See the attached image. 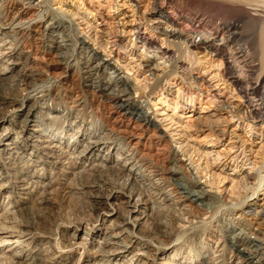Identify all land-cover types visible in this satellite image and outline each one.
<instances>
[{
	"label": "bare ground",
	"instance_id": "obj_1",
	"mask_svg": "<svg viewBox=\"0 0 264 264\" xmlns=\"http://www.w3.org/2000/svg\"><path fill=\"white\" fill-rule=\"evenodd\" d=\"M45 1L0 0V158L22 174L11 182L0 166V193L15 189L25 203L28 192L37 187L43 194L35 203L39 207L50 201L56 184L68 194L78 191L97 225L91 234L87 225L84 229L78 222L75 230L83 228L84 237L76 243L80 238L72 234L66 244L83 247L87 263L264 264V201L259 204L258 190H252L248 201L235 204L210 231L188 234L193 227L208 224L223 199L183 162L189 149L182 133L172 129L169 117L159 119L150 111L155 89H141L138 79L81 33L79 23L55 12ZM132 1L140 8V1ZM146 1L150 13L158 17L153 29L175 48L185 45L190 52L219 58L228 81L244 99L247 117L264 124V76L254 78L258 64L248 57L245 45L235 41L237 27L222 29L205 14L188 11L185 3L194 0ZM255 1L245 0L257 14ZM25 36L31 44L17 42ZM141 42L156 49L148 39ZM258 42L264 71V31ZM159 53L171 62L174 73L182 65L172 52ZM235 60L243 65L245 76ZM221 111L218 107L207 117L203 112L191 115L188 128L202 132L207 127L219 141L224 132ZM205 121L209 125L204 128ZM167 149L172 153L168 166L158 168L154 162H166L162 156ZM32 167L43 177L49 172L48 180L40 181L41 174L34 177L35 171L30 174ZM114 179L120 189L109 186ZM251 180L248 175L241 178L253 189ZM254 181L260 188V176ZM14 205L10 202L4 216L16 213L11 211ZM4 225L0 222V250L15 252V259L44 263L49 243L39 242L32 255H25L28 228L12 237L10 226ZM188 242L194 247L186 251ZM160 248L161 257L154 259ZM226 252L230 256L224 261Z\"/></svg>",
	"mask_w": 264,
	"mask_h": 264
},
{
	"label": "rangeland",
	"instance_id": "obj_2",
	"mask_svg": "<svg viewBox=\"0 0 264 264\" xmlns=\"http://www.w3.org/2000/svg\"><path fill=\"white\" fill-rule=\"evenodd\" d=\"M138 1L141 2L140 8H137L132 0H46L45 2L55 12L79 23L81 33L91 38L96 48L104 51L116 65L128 71L133 78L138 79L141 89L149 91L148 86L155 89L157 95L152 98L153 105L150 111L154 112L159 119L169 117L168 120L173 125L172 129L178 130L177 133H182L184 145L189 149L186 157L182 158L183 162L190 167L192 173L198 172L197 174L202 177L201 183H209L211 187L207 189L223 199L219 213L213 219L208 220V224L195 226L188 232L190 235L205 233L210 231L224 214L231 213V208L248 201L252 190H258L260 205L264 201V124L256 123L247 117L244 99L228 81L224 72L225 65L223 66L219 58L202 51L190 52L191 50L185 45V47L182 45L178 46L179 48L173 47L153 29V22L158 17L150 13L149 2ZM194 1L197 4L185 3L184 7L188 11L205 14L222 29L227 26L237 27L238 38L235 41H241L245 45L248 57L254 58L258 64L254 78L264 76L259 59L261 55L258 42L264 31V0L255 1L256 4H254L259 6L255 7L256 12L259 9L257 14L249 10L251 6H247L245 0H241L244 2L239 0ZM71 35L75 36V33ZM28 38L25 36L16 41L31 44L32 40ZM142 38L153 42L156 49L145 47L141 42ZM181 48L184 49L181 50ZM161 51L172 52L175 58L180 57L182 65L178 67L182 66V68L177 67V70L174 68V73L173 65L162 58L159 53ZM235 63H237L236 60ZM235 65L238 71H242L245 76L243 65L239 63ZM46 86H52V84L47 83ZM165 99L167 104L163 103ZM191 106L194 107L191 108ZM218 107H222L219 116L223 120L222 128L224 129L219 141H216L215 135L206 127L209 125L208 121L203 122L206 128H203L202 132L195 131L193 127L188 128V118L191 115L203 112L202 116L207 117ZM206 108H209L210 112H206ZM160 114L165 115L160 116ZM168 140L167 136L164 137L165 142L168 143ZM171 156L172 153L167 149L162 156L166 162H154L155 166L165 168ZM6 163L3 158H0V166L6 171L7 179L14 182L22 175L21 169H13L10 166L11 170H9L10 167ZM30 169V174L34 171L35 174L38 173L34 177L41 174L34 167ZM41 175L43 177V174ZM244 175L252 177L253 189L250 185L242 183L241 178ZM257 176H260L262 180L260 188L254 181ZM48 177L49 172L44 173L43 179L39 180L43 182L48 180L46 179ZM53 177L57 179V175ZM117 181L114 179L109 186L120 189L121 185H118ZM56 187L57 184L51 188L53 192L50 201L39 207L35 203L43 194L37 187L32 192H28V200L25 203L21 202L19 198L21 195L15 189L1 192L0 215L2 216L0 217L2 220L0 222L7 228L10 226L12 237L22 234V231L28 228L29 234L26 238L29 244L27 249L23 248L25 255L27 253L32 255L39 242L49 243L51 245L50 254L46 256L42 264H91L87 263V252L83 247L70 248L66 243L75 233L77 238H80L75 242H81L85 225L91 234L94 233L97 224L92 221L94 219L92 212L89 211L85 198L78 191L72 190L68 194L61 191V187L58 186V189ZM225 189L229 190L226 195ZM9 197L10 201H8ZM10 202L15 204L11 209L12 212L19 213L17 211L24 207L23 213H15L10 217L9 215L4 216ZM78 222L83 223L84 229L77 232L75 227ZM13 229H15L14 233ZM192 244L188 242L185 250L188 251L187 247L192 250L194 247ZM5 249L0 250V264H32L24 259H15L13 257L15 252L10 254ZM162 253L163 250L160 248L159 251L154 252L153 258L159 259ZM229 256L230 252H226L225 258L223 257L224 261Z\"/></svg>",
	"mask_w": 264,
	"mask_h": 264
}]
</instances>
